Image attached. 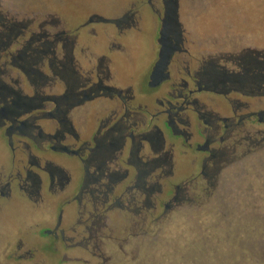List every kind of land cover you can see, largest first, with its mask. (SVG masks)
<instances>
[{
  "label": "flooded vegetation",
  "instance_id": "1",
  "mask_svg": "<svg viewBox=\"0 0 264 264\" xmlns=\"http://www.w3.org/2000/svg\"><path fill=\"white\" fill-rule=\"evenodd\" d=\"M162 3L148 86L161 33L171 53L165 79L148 91L134 76L114 85L109 67L121 64L64 30L30 32L25 50L32 53L9 57L16 76L0 71L9 81L0 78V141L8 149L0 164V264H109L102 247L112 219L172 209L187 193L170 183L177 164H189L199 185L225 156L215 144L233 134L241 143L243 130L264 125V110L241 100L264 94V62L249 57L255 51L188 60L174 0ZM98 22L114 23L116 39L134 18L130 11L113 19L93 15L84 23L88 37L96 36ZM117 50L119 62L134 61L126 49ZM24 81L32 94H23ZM231 93L239 98L228 99L226 115L211 96ZM164 193L170 197L162 202Z\"/></svg>",
  "mask_w": 264,
  "mask_h": 264
},
{
  "label": "rangeland",
  "instance_id": "2",
  "mask_svg": "<svg viewBox=\"0 0 264 264\" xmlns=\"http://www.w3.org/2000/svg\"><path fill=\"white\" fill-rule=\"evenodd\" d=\"M174 4L188 60L208 55L237 57L251 50L255 53L249 57L257 65L264 62V0H174ZM128 10L134 18L132 27L116 39L117 26L102 22L92 25L96 36L88 37L84 23L91 16L113 19ZM164 13L162 0H0L3 26H15L18 31L0 39V71L16 76L18 69L10 65L9 57L32 53L27 47L30 32L40 35L64 30L78 36L77 44L107 52L114 63L122 65L123 73L140 82L139 89L148 91L147 76L157 53ZM119 47L131 52L134 61L123 57L119 62ZM79 50L75 51L77 57ZM222 64L235 70L234 64ZM80 69L78 64L79 75ZM0 78L9 83L5 76ZM32 89L22 83L23 94H32ZM211 97L226 115L231 105L228 99L239 98L235 93L228 98ZM241 100L251 103L254 111L264 110V94ZM253 126L243 130L241 143L233 134L223 145H214L225 148V156L203 183L191 181L189 164L176 165L170 183L180 184L187 193L172 209H162L157 218L142 212L128 214L124 221L112 219L104 231L109 240L102 247L109 264H264V125ZM7 156L8 149L0 141V164L6 163ZM169 197L164 193L162 202Z\"/></svg>",
  "mask_w": 264,
  "mask_h": 264
},
{
  "label": "water",
  "instance_id": "3",
  "mask_svg": "<svg viewBox=\"0 0 264 264\" xmlns=\"http://www.w3.org/2000/svg\"><path fill=\"white\" fill-rule=\"evenodd\" d=\"M160 46H161V56L157 63L154 65L152 72L149 77V86H158L166 77L165 68L169 59L170 49L166 42V36L164 33L160 35Z\"/></svg>",
  "mask_w": 264,
  "mask_h": 264
},
{
  "label": "crops",
  "instance_id": "4",
  "mask_svg": "<svg viewBox=\"0 0 264 264\" xmlns=\"http://www.w3.org/2000/svg\"><path fill=\"white\" fill-rule=\"evenodd\" d=\"M126 51H127V49H126ZM128 53L131 54V57L133 58L132 53L131 52H128ZM120 66H122V65H120ZM109 70H110V72L112 74H114V79H116L114 81V85H116L117 87H123L125 85V83H126L124 80H126L127 77H131L132 76L131 74L123 73L119 66H110Z\"/></svg>",
  "mask_w": 264,
  "mask_h": 264
},
{
  "label": "trees",
  "instance_id": "5",
  "mask_svg": "<svg viewBox=\"0 0 264 264\" xmlns=\"http://www.w3.org/2000/svg\"><path fill=\"white\" fill-rule=\"evenodd\" d=\"M10 28L11 27L3 26V23L1 21V15H0V39H1L2 36H4V34L11 33Z\"/></svg>",
  "mask_w": 264,
  "mask_h": 264
}]
</instances>
